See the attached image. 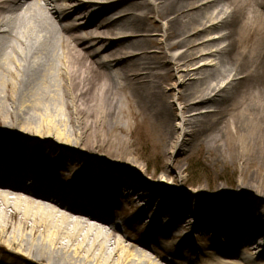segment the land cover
<instances>
[{
	"label": "bare ground",
	"instance_id": "1",
	"mask_svg": "<svg viewBox=\"0 0 264 264\" xmlns=\"http://www.w3.org/2000/svg\"><path fill=\"white\" fill-rule=\"evenodd\" d=\"M133 119L160 176L128 150ZM195 150L239 166L234 191L182 189ZM0 251L264 264V0H0Z\"/></svg>",
	"mask_w": 264,
	"mask_h": 264
},
{
	"label": "rangeland",
	"instance_id": "2",
	"mask_svg": "<svg viewBox=\"0 0 264 264\" xmlns=\"http://www.w3.org/2000/svg\"><path fill=\"white\" fill-rule=\"evenodd\" d=\"M117 7V6H116ZM115 7V8H116ZM156 20H159L155 16ZM154 24V23H151ZM211 25V24H209ZM156 32V31H155ZM215 31H211L209 29L207 33V37H215ZM163 39V38H162ZM201 41L198 40L197 44ZM186 47L179 48L178 50H183ZM214 49V48H213ZM176 52V51H173ZM215 62L214 59H204L199 60L196 66H201L203 64H211ZM171 102L175 107H179L178 102L174 95L170 97ZM135 125L131 127L129 131H126L123 136L128 139V150L130 153H134V158H136V163L140 166H146L147 174H144V177L148 178L149 172L155 169V174L153 176H160L159 175V165L163 161L164 158L159 154L161 153L160 147L155 145L151 139H149L148 131L146 125L140 124L137 120L133 119ZM126 144V145H127ZM201 153H204L203 150H195L192 154L188 155L185 159H181L180 166L182 171L177 177L179 180H183L184 185L182 189L188 190H195L198 187L208 188L209 194H214L215 191L220 190V188L216 187L218 185L227 186L231 190L234 191V183L232 182L233 179L240 178V170L238 165H225V166H217L216 168H212L211 164L208 161H205L201 158ZM172 157H175L174 155ZM127 169H132L134 165L127 166L123 165ZM176 169L172 167V173L177 172ZM175 173V175L177 174ZM154 178V177H152ZM213 180V181H212ZM219 237V235H218ZM195 241L198 242L200 245L205 244V240L202 238H194ZM207 243V242H206ZM20 254H8L6 251H0V264H30L29 262L25 261ZM21 257V258H20ZM264 260V259H263Z\"/></svg>",
	"mask_w": 264,
	"mask_h": 264
}]
</instances>
